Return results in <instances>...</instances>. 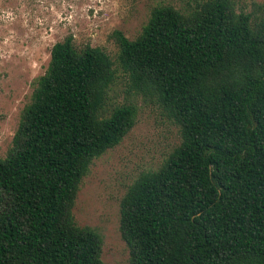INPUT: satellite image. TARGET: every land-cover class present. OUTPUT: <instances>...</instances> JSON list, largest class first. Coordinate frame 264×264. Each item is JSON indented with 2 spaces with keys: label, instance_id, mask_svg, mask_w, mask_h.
Returning <instances> with one entry per match:
<instances>
[{
  "label": "trees",
  "instance_id": "trees-1",
  "mask_svg": "<svg viewBox=\"0 0 264 264\" xmlns=\"http://www.w3.org/2000/svg\"><path fill=\"white\" fill-rule=\"evenodd\" d=\"M112 39L115 62L67 35L32 83L0 157V264H105L72 209L93 161L134 127V105L109 103L118 72L180 132L120 201L127 264H264V13L158 6L136 39Z\"/></svg>",
  "mask_w": 264,
  "mask_h": 264
},
{
  "label": "rangeland",
  "instance_id": "rangeland-1",
  "mask_svg": "<svg viewBox=\"0 0 264 264\" xmlns=\"http://www.w3.org/2000/svg\"><path fill=\"white\" fill-rule=\"evenodd\" d=\"M199 1L0 0V157L11 144L32 83L46 71L55 43L72 35L77 48H101L115 62L118 47L113 32L132 41L153 8L171 6L184 12ZM232 1L237 11L264 13V0ZM108 96L113 106L136 107L135 124L118 146L93 161L80 184L72 215L78 227L101 237L102 262L127 264L129 249L119 232L120 201L141 172L156 170L180 144V132L157 106L135 95L120 72Z\"/></svg>",
  "mask_w": 264,
  "mask_h": 264
}]
</instances>
